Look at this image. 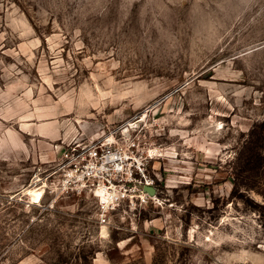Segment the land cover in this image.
I'll return each mask as SVG.
<instances>
[{
	"label": "rangeland",
	"instance_id": "1",
	"mask_svg": "<svg viewBox=\"0 0 264 264\" xmlns=\"http://www.w3.org/2000/svg\"><path fill=\"white\" fill-rule=\"evenodd\" d=\"M263 124L264 0H0V264H264ZM112 134L158 200L102 223Z\"/></svg>",
	"mask_w": 264,
	"mask_h": 264
},
{
	"label": "built area",
	"instance_id": "2",
	"mask_svg": "<svg viewBox=\"0 0 264 264\" xmlns=\"http://www.w3.org/2000/svg\"><path fill=\"white\" fill-rule=\"evenodd\" d=\"M114 137L112 134L90 147L69 146L62 154L63 160L68 161L66 180L81 183L99 199L102 223L111 211L133 209L158 200L156 180L149 174L151 157L140 155L134 146L132 150H123ZM145 187H154L156 195L151 196ZM98 190L106 193L105 199L97 196Z\"/></svg>",
	"mask_w": 264,
	"mask_h": 264
},
{
	"label": "bare ground",
	"instance_id": "3",
	"mask_svg": "<svg viewBox=\"0 0 264 264\" xmlns=\"http://www.w3.org/2000/svg\"><path fill=\"white\" fill-rule=\"evenodd\" d=\"M28 193L33 203H39L43 199L45 191L42 189H28ZM97 195L102 199L106 198V193L103 190H98Z\"/></svg>",
	"mask_w": 264,
	"mask_h": 264
},
{
	"label": "trees",
	"instance_id": "4",
	"mask_svg": "<svg viewBox=\"0 0 264 264\" xmlns=\"http://www.w3.org/2000/svg\"><path fill=\"white\" fill-rule=\"evenodd\" d=\"M257 125H255L254 126V128L252 129V136H253V134L255 133V131H254V129H255V127H256ZM262 128H263V130H264V124L262 125ZM255 146H253V147H251V151H254L255 150ZM254 154V153H253ZM254 155H256V153L254 154ZM254 155H253V158H254ZM252 158V159H253ZM251 159V160H252ZM259 164H261L260 163V160L258 159L257 160V158L255 157V159L254 160H252V162H250L249 163V165L251 166L248 170H247V172H254L255 170L257 171L259 168H258V165Z\"/></svg>",
	"mask_w": 264,
	"mask_h": 264
},
{
	"label": "water",
	"instance_id": "5",
	"mask_svg": "<svg viewBox=\"0 0 264 264\" xmlns=\"http://www.w3.org/2000/svg\"><path fill=\"white\" fill-rule=\"evenodd\" d=\"M144 190L149 193L151 196L156 195V189L154 187H145Z\"/></svg>",
	"mask_w": 264,
	"mask_h": 264
}]
</instances>
